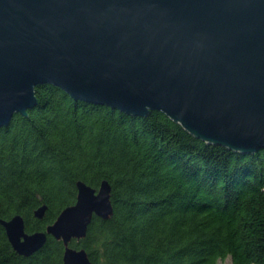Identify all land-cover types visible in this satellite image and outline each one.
I'll return each instance as SVG.
<instances>
[{"label": "water", "instance_id": "water-1", "mask_svg": "<svg viewBox=\"0 0 264 264\" xmlns=\"http://www.w3.org/2000/svg\"><path fill=\"white\" fill-rule=\"evenodd\" d=\"M53 84L129 115L164 112L195 137L242 153L264 149V0H0V128ZM77 198L44 231L1 219L30 256L48 235L64 264H93L70 244L93 216L113 215L111 184L77 182ZM48 206L34 211L43 219Z\"/></svg>", "mask_w": 264, "mask_h": 264}, {"label": "trees", "instance_id": "trees-1", "mask_svg": "<svg viewBox=\"0 0 264 264\" xmlns=\"http://www.w3.org/2000/svg\"><path fill=\"white\" fill-rule=\"evenodd\" d=\"M38 105L0 128V220L44 231L77 198V182L111 184L113 215H94L93 264H264V149L242 153L195 137L162 111L135 116L35 88ZM48 206L43 219L35 209ZM48 235L19 254L0 223V264H64Z\"/></svg>", "mask_w": 264, "mask_h": 264}, {"label": "rangeland", "instance_id": "rangeland-1", "mask_svg": "<svg viewBox=\"0 0 264 264\" xmlns=\"http://www.w3.org/2000/svg\"><path fill=\"white\" fill-rule=\"evenodd\" d=\"M217 264H232V260L231 258H227L226 260L224 261H219Z\"/></svg>", "mask_w": 264, "mask_h": 264}]
</instances>
